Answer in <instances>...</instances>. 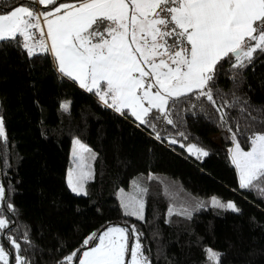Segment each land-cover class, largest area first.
<instances>
[{"label": "trees", "instance_id": "trees-1", "mask_svg": "<svg viewBox=\"0 0 264 264\" xmlns=\"http://www.w3.org/2000/svg\"><path fill=\"white\" fill-rule=\"evenodd\" d=\"M24 2L0 0V14ZM62 2L74 0H57V5ZM235 71L238 86L227 63L217 86L229 99L235 91L247 101V112L264 119V54H254L252 64ZM213 92L215 96V88ZM66 101L71 102L68 111L61 108ZM226 112L234 131V120L240 132L264 131L259 123L249 128L246 113L242 117L236 108ZM0 115L7 134V142L0 141V183L15 208L14 213L4 211L10 221L5 231L18 239L30 264H59L76 249L79 257L86 250L81 248L83 240L109 225H135L152 264H210L204 251L209 247L222 254L219 264H264V198L239 188L228 155L230 133L219 126L210 104L195 99L178 103L172 113L176 127L157 121V140L152 129L137 127L134 118L104 107L93 93L62 77L51 56L29 57L16 42H0ZM215 135L220 142L213 141ZM172 137L196 144L209 155L195 159L171 144ZM74 139L97 155L87 196L74 194L66 182ZM238 139L247 150L246 137L238 133ZM136 180L148 188L144 221L123 215L115 196L119 189L131 190ZM213 196L235 202L240 211L196 210L192 204L195 198ZM173 204L189 208L191 219L169 217Z\"/></svg>", "mask_w": 264, "mask_h": 264}, {"label": "snow or ice", "instance_id": "snow-or-ice-1", "mask_svg": "<svg viewBox=\"0 0 264 264\" xmlns=\"http://www.w3.org/2000/svg\"><path fill=\"white\" fill-rule=\"evenodd\" d=\"M36 5L56 6L37 11ZM0 42H16L29 57L51 56L62 77L93 93L104 107L134 118L137 127L152 129L157 140H161L157 121L163 119L176 127L172 113L178 103L195 99L210 104L219 126L230 133L228 155L238 174L239 188L264 198V131L240 132L238 120H234V131L226 119V109L236 108L242 117L246 113L249 128L256 123L264 126V119L247 112V101L235 91L229 99V93L216 84L227 63L233 72V85L238 86L235 70L252 64L254 54H264V0H74L58 5L57 0H25L0 14ZM70 103H62L61 108L68 111ZM238 133L246 137L247 150ZM177 135L187 140L184 132ZM0 141L7 142L3 116ZM169 142L185 147L175 137ZM186 150L197 159L209 155L196 144ZM72 157L75 167L67 171V186L86 196V184L94 178L96 154L76 139ZM148 179L155 177L149 175ZM132 188L131 192L120 189L119 205L123 215L143 221L148 188L139 180L133 181ZM210 203L214 208L240 211L235 202H222L216 196ZM203 206V202L198 204ZM5 209L15 212L6 199L5 185L0 183V264H10V257L12 264H30L21 254L18 239L5 231L10 226ZM167 215L191 219L192 213L173 204ZM141 236L135 225H109L99 235L94 232L83 240L81 248L86 250L79 257L80 249H76L59 264L74 260L76 264H152ZM23 239L28 242L26 232ZM89 244L92 246L87 247ZM204 251L210 264H219L221 253L210 247Z\"/></svg>", "mask_w": 264, "mask_h": 264}, {"label": "rangeland", "instance_id": "rangeland-1", "mask_svg": "<svg viewBox=\"0 0 264 264\" xmlns=\"http://www.w3.org/2000/svg\"><path fill=\"white\" fill-rule=\"evenodd\" d=\"M67 102V101H66ZM70 109V108H69ZM0 116H2V115H0ZM213 138V141H215V142H220V140H221V137H220V135H215V136H213L212 137ZM76 139H74L73 140V142H72V147H71V155H70V159H71V165H70V167L69 168H74L75 167V165L73 164V157H72V150H73V147H74V141H75ZM82 142V141H81ZM83 143V142H82ZM183 143V142H182ZM85 144V143H84ZM184 145H185V147L184 148H182L188 155H190V156H192L193 158H195V159H197V157L196 156H194V155H191L190 153H188L187 152V150H186V148H187V146L188 145H190V144H186V143H183ZM179 145V144H178ZM88 146V145H87ZM180 146V145H179ZM89 147V146H88ZM96 157H97V155H96ZM205 157H202V158H200V159H198V160H203ZM94 163H95V160L92 162V166H93V169H94ZM238 175V174H237ZM89 182V181H88ZM88 184V183H87ZM87 184H86V189H87ZM123 189V188H122ZM125 192H131L132 190H133V188L131 189V190H125V189H123ZM87 192H88V190H87ZM119 192H120V189L115 193V196L117 197V199H118V201H119ZM75 194V193H74ZM77 195V194H76ZM78 196H85V195H78ZM87 196V195H86ZM210 201H211V197H209V198H195V199H193V201H192V204H193V206H195V208H196V210H198V209H219V208H214V207H212L211 206V203H210ZM222 202H226V201H223V200H221ZM200 202H203V207H198V204L200 203ZM224 210V209H223ZM228 211H231V210H228ZM233 212V211H232ZM144 216L146 217V207H145V212H144ZM128 217H130V216H128ZM131 218H133V219H135V220H137L135 217H131ZM145 220V219H144ZM143 220V221H144ZM138 221H141V220H138ZM114 226H118V225H114ZM121 227H123V226H121ZM131 244H132V241H131V239H130V241H129V246L131 247ZM82 253V252H81ZM81 255V254H80ZM73 263V262H72ZM126 264H127V262H126Z\"/></svg>", "mask_w": 264, "mask_h": 264}, {"label": "built area", "instance_id": "built-area-1", "mask_svg": "<svg viewBox=\"0 0 264 264\" xmlns=\"http://www.w3.org/2000/svg\"><path fill=\"white\" fill-rule=\"evenodd\" d=\"M36 10H37V11H43V10H42V6L37 5V6H36ZM34 31H35V30H34ZM36 35H37V38H38L39 33L37 32Z\"/></svg>", "mask_w": 264, "mask_h": 264}, {"label": "crops", "instance_id": "crops-1", "mask_svg": "<svg viewBox=\"0 0 264 264\" xmlns=\"http://www.w3.org/2000/svg\"><path fill=\"white\" fill-rule=\"evenodd\" d=\"M43 8H44V6H43ZM43 11H45V10H43ZM78 84V83H77ZM84 90V89H83ZM86 91V90H85ZM138 123V122H137Z\"/></svg>", "mask_w": 264, "mask_h": 264}]
</instances>
